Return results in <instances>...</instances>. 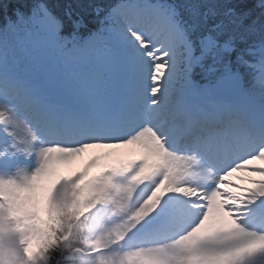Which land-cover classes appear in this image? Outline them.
Listing matches in <instances>:
<instances>
[{"label": "snow or ice", "instance_id": "obj_1", "mask_svg": "<svg viewBox=\"0 0 264 264\" xmlns=\"http://www.w3.org/2000/svg\"><path fill=\"white\" fill-rule=\"evenodd\" d=\"M11 3L0 160L42 151L26 183L0 180V220L20 231L29 188L43 207L58 182H87L81 159L107 155L142 164L138 176L168 172L144 206L174 230L161 264H264V0H113L91 20ZM177 172L200 184L169 198ZM22 243L26 259L35 242Z\"/></svg>", "mask_w": 264, "mask_h": 264}, {"label": "rangeland", "instance_id": "obj_2", "mask_svg": "<svg viewBox=\"0 0 264 264\" xmlns=\"http://www.w3.org/2000/svg\"><path fill=\"white\" fill-rule=\"evenodd\" d=\"M42 149L39 151V153ZM13 163L12 168H7L8 164ZM80 163L83 166L82 172L79 174L80 178L87 177V182L83 185L77 186L75 181L64 179L54 186L48 195L47 203L43 207L39 202L34 201L32 198L33 188L26 191L24 198L16 205V211L19 214L20 231H13L14 222L7 219L0 220V264H44L46 260L44 235L46 232L47 218L54 214L58 207L68 206L69 208H82L91 204V199L88 198L90 187L96 181L112 182L111 189L100 190L101 196L97 197L94 202L98 205L91 211H87L83 221L91 220V228L87 225L84 230L85 246L89 252L83 255L81 264H144L145 261H150L151 264H161L163 257L155 250L167 247L171 243L164 242L159 246L154 247V255L137 250H129L126 254L127 261L117 259L116 244L112 238L116 232L123 233L124 235L137 232L143 226H150L151 217L148 210L144 208L146 201L150 195L155 191L156 186L168 177V172H160L157 174H148L138 176L141 166L134 171V174L127 178L128 174H132L129 168L132 164L136 163L135 160H117L109 159L107 155L85 157L81 159ZM41 161L39 154L34 164H30L28 159L23 154H17L9 159L5 157L0 160V180H14L19 184L26 183L28 177L39 168ZM135 178L134 177H137ZM149 176L152 178L148 188L139 194L137 191L140 182ZM189 177H191L189 175ZM194 182H185L179 184L177 173H173L171 179L172 183H166L165 188L172 190L175 185L184 187L185 185L198 182L200 184L201 178L194 175ZM113 180V181H112ZM97 188L95 191H98ZM11 191V189H8ZM112 190V191H111ZM93 191V192H95ZM86 195H82L85 194ZM108 197L114 202L106 208ZM156 202L159 201V195L156 196ZM144 209V211H141ZM255 215V213H253ZM57 220L56 218H51ZM86 224V223H85ZM121 225H124V232L121 231ZM123 230V229H122ZM31 240L35 242V248L30 255L25 259V244L23 240ZM98 249L96 253L91 250ZM122 249V248H121ZM154 257V259H149ZM101 257V261L98 258ZM133 261V262H132Z\"/></svg>", "mask_w": 264, "mask_h": 264}, {"label": "trees", "instance_id": "obj_3", "mask_svg": "<svg viewBox=\"0 0 264 264\" xmlns=\"http://www.w3.org/2000/svg\"><path fill=\"white\" fill-rule=\"evenodd\" d=\"M32 0H13L9 4L8 12L11 13L12 9L20 6H30ZM113 0H48L51 6H54L58 14L62 15L66 7H70L75 13H79L87 20L92 19V8L97 3H111ZM3 13H0L2 16ZM50 217L45 227L46 232L44 235L46 261L44 264H80V255L77 252H72L75 247L82 248L81 235L79 227L73 224L70 228V239L65 238V228L67 227V219L60 216L59 219L54 220ZM84 249V248H82Z\"/></svg>", "mask_w": 264, "mask_h": 264}, {"label": "bare ground", "instance_id": "obj_4", "mask_svg": "<svg viewBox=\"0 0 264 264\" xmlns=\"http://www.w3.org/2000/svg\"><path fill=\"white\" fill-rule=\"evenodd\" d=\"M114 161V160H113ZM115 161H117V160H115ZM121 161H124V160H121Z\"/></svg>", "mask_w": 264, "mask_h": 264}]
</instances>
